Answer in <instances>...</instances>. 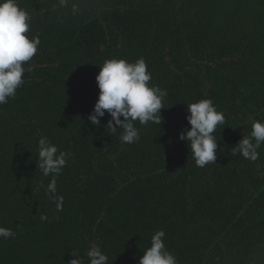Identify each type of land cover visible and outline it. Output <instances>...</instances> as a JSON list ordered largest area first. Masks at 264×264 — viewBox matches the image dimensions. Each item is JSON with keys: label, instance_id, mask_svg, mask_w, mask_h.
I'll return each instance as SVG.
<instances>
[{"label": "trees", "instance_id": "16d2710c", "mask_svg": "<svg viewBox=\"0 0 264 264\" xmlns=\"http://www.w3.org/2000/svg\"><path fill=\"white\" fill-rule=\"evenodd\" d=\"M18 3L41 43L0 105V226L16 232L0 238V264H68L73 251L90 264L92 243L108 264H138L160 229L178 264H264V143L255 161L232 152L264 121V0ZM141 57L168 95L161 125L135 121L140 140L126 144L110 115L100 127L88 116L100 66ZM203 99L225 123L216 163L201 168L179 135L187 104ZM42 136L71 153L56 177L62 211L37 169Z\"/></svg>", "mask_w": 264, "mask_h": 264}, {"label": "clouds", "instance_id": "9594fccd", "mask_svg": "<svg viewBox=\"0 0 264 264\" xmlns=\"http://www.w3.org/2000/svg\"><path fill=\"white\" fill-rule=\"evenodd\" d=\"M61 7H67L68 0H59ZM79 9L72 6V12ZM32 17L19 6L18 0H0V105L7 104L14 98L17 89L24 83L25 62L30 61L38 51L39 37L29 38ZM31 71V67L28 68ZM151 73L143 57L135 63L125 59H109L100 66L96 76L99 96L88 119L91 124L101 126V118L110 115L107 125L111 133L118 129L123 143L133 144L140 140L135 121L141 125L149 122L160 124L161 110L168 93L159 86H149ZM123 117V119L121 118ZM186 119L190 127L181 131L179 139L186 141L190 154L197 167L216 163L218 141L213 135L218 125L225 123V115L218 112L211 99H203L187 104ZM254 141V142H253ZM264 143V121L257 120L252 124L250 136L243 138L232 148L233 154L239 153L245 159H258V149ZM71 153L60 151L52 141L42 136L38 141L37 169L47 177L52 176L47 185L46 195L56 204L57 211L63 210L64 198L57 194L58 177L67 164ZM42 220L47 219L41 216ZM163 229L151 236V246L139 256L138 264H178L177 258L168 250ZM16 232L11 228L0 226V238L14 239ZM68 264H82L78 253L73 251ZM90 264H108V256L102 248L92 243L87 251Z\"/></svg>", "mask_w": 264, "mask_h": 264}]
</instances>
